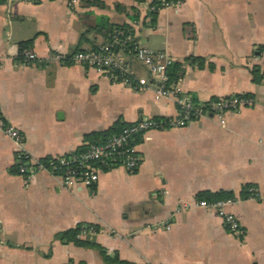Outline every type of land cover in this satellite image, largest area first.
I'll return each instance as SVG.
<instances>
[{"label":"crops","instance_id":"0c3cea01","mask_svg":"<svg viewBox=\"0 0 264 264\" xmlns=\"http://www.w3.org/2000/svg\"><path fill=\"white\" fill-rule=\"evenodd\" d=\"M6 0L0 4V116L22 134L34 158L63 155L86 135L117 121L174 117L173 96L112 81L84 63L54 54L102 43L100 18L135 26L138 44L180 63L176 88L199 101L231 95L253 99L183 127L149 130L135 143L140 165L100 172L91 187H66L39 171L15 172V145L0 129V264H264V197L242 198L246 185L264 194V0H182L149 11L153 0ZM136 22V23H134ZM33 39L36 61L18 58ZM193 58H202L198 65ZM130 67L149 77L135 59ZM234 193L227 206L241 232H230L215 210L198 206V192ZM189 207L179 208L182 204ZM178 209V211H176ZM169 224L154 230L155 224ZM82 224L94 242L59 234Z\"/></svg>","mask_w":264,"mask_h":264},{"label":"built area","instance_id":"2783aa9c","mask_svg":"<svg viewBox=\"0 0 264 264\" xmlns=\"http://www.w3.org/2000/svg\"><path fill=\"white\" fill-rule=\"evenodd\" d=\"M77 1L70 0V4L74 5ZM181 2L182 0H159L155 3L152 1L149 11L156 12L167 6L177 7ZM131 27L132 33L122 37V32L118 31L97 49L76 52L71 59L107 74L112 81L123 82L138 89L150 88L154 91L156 98L173 96L177 109L176 116L169 117L167 121L142 118L125 127L120 133L113 134L105 142L89 143L88 147L80 153L69 152L63 155L49 156L46 163L41 159H34L25 150L22 134L15 126L8 124L0 116V129L15 145V165H17L18 174L30 178L39 171H46L59 176L68 188H89L98 181L100 172L103 171L101 167L105 166L111 169L123 166L129 173H134L137 170L140 165V155L133 141L135 134L144 135L149 130L183 127L204 116H215L224 123L226 112L239 111L242 107L252 104L253 99L250 96L240 94L199 101L180 92L176 88V82H168L167 68L174 59L165 51L154 50L138 44L135 26L131 25ZM132 40H135L133 47L125 52L123 48L125 43ZM23 57V62L38 59L31 49L24 50ZM52 57L59 60L66 59L64 54H54ZM130 58L141 64L147 70L149 77L136 76L130 67ZM249 191H251L252 197H264V194L255 186L250 187ZM232 201L233 199H221L213 202L196 200L195 204L215 210L227 229L234 234H239L241 232L239 221L227 209ZM188 207L189 204L184 203L179 208L186 209ZM153 228L154 230L168 229L169 224L158 223ZM95 232L94 225L82 224L76 237H85Z\"/></svg>","mask_w":264,"mask_h":264},{"label":"trees","instance_id":"16d2710c","mask_svg":"<svg viewBox=\"0 0 264 264\" xmlns=\"http://www.w3.org/2000/svg\"><path fill=\"white\" fill-rule=\"evenodd\" d=\"M84 1V3L86 5L88 4H100L101 1L100 0H82ZM138 3H142L145 0H134ZM159 0H153V2H157ZM6 0H0V4L5 3ZM153 14L155 12H152ZM98 30L102 33L103 35V41L101 44L106 43L108 40L111 39L112 35L118 31L122 32L121 36L124 37L129 33H132V27L131 25L127 24V23H123V24H117V23H110L106 18L101 17L100 21L98 23ZM135 40L133 41H127L125 43V47L124 51L127 52L129 49H131L134 45ZM33 43V39H29L23 42L19 43V55L18 58L20 60L23 61V52L24 50H26L28 47L32 46ZM101 44L94 46L90 49H75L74 51H72L71 53L66 55V59H64L63 61L65 63H71L72 61V57L76 52L79 51H84V50H95L97 49ZM132 59V58H130ZM193 60L195 62H197V64L200 66L202 65V58H193ZM182 74V68L180 63H172L168 66L167 68V75H168V82H176L179 77ZM264 77V71L260 68V67H254L252 70V80L256 83H259L262 78ZM239 95V94H238ZM246 96V95H245ZM169 117H153V119L155 120H163V121H167ZM132 123H127V122H123V121H117L116 123H114L113 125H111L109 128L102 130V131H97V132H92L88 135H86V141L84 144H82L81 146H79L76 150L72 151L74 153H80L83 152L89 145V143H102L105 142L110 136H112L113 134H117L120 133L125 127L131 125ZM141 133H137L133 136V141L134 144L138 142L139 138H141ZM49 159V156L43 157L41 158V160L43 162H47ZM100 165V164H97ZM102 166V165H101ZM102 170H108V167H101ZM17 165H15V172L17 171ZM253 185H246L242 192L240 193V196L242 198H247L251 196V191H249V188L252 187ZM234 198V193L232 191H227V190H218V191H208V190H204L201 192H198L196 194V199L197 200H206L208 202H213V201H217V200H221V199H233ZM79 231V227L76 229H71V230H67L64 231L63 233H60L59 236L64 239V240H74L76 243H82L83 241H81V239L76 237V234ZM106 260L108 263H114V264H129V262L127 261H123L120 260L116 257L114 258H110L108 256H105Z\"/></svg>","mask_w":264,"mask_h":264},{"label":"water","instance_id":"95a60500","mask_svg":"<svg viewBox=\"0 0 264 264\" xmlns=\"http://www.w3.org/2000/svg\"><path fill=\"white\" fill-rule=\"evenodd\" d=\"M86 240L88 242H94L95 240V235L94 234H89L87 237H86Z\"/></svg>","mask_w":264,"mask_h":264}]
</instances>
